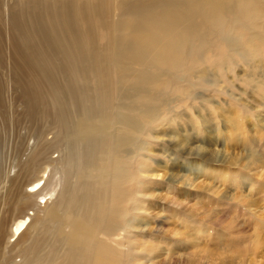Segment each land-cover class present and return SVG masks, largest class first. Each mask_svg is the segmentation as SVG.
<instances>
[{"label": "bare ground", "instance_id": "1", "mask_svg": "<svg viewBox=\"0 0 264 264\" xmlns=\"http://www.w3.org/2000/svg\"><path fill=\"white\" fill-rule=\"evenodd\" d=\"M248 3L19 0L4 21L0 0V264H111L115 248L123 264L135 132L170 127L171 65L202 58L212 35L243 48Z\"/></svg>", "mask_w": 264, "mask_h": 264}, {"label": "rangeland", "instance_id": "2", "mask_svg": "<svg viewBox=\"0 0 264 264\" xmlns=\"http://www.w3.org/2000/svg\"><path fill=\"white\" fill-rule=\"evenodd\" d=\"M247 1L239 18L248 29L233 31L243 48L212 35L202 58L178 73L171 65L170 127H155L157 141L144 127L135 132L130 157L142 154L124 164L120 205L135 213L128 234L115 236L131 251L123 264H264V0ZM3 2L7 21L19 0ZM115 249L111 264L122 258Z\"/></svg>", "mask_w": 264, "mask_h": 264}]
</instances>
